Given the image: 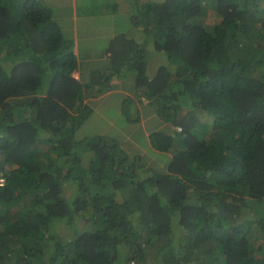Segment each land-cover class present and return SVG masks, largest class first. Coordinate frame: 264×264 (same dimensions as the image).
I'll use <instances>...</instances> for the list:
<instances>
[{"label": "trees", "instance_id": "1", "mask_svg": "<svg viewBox=\"0 0 264 264\" xmlns=\"http://www.w3.org/2000/svg\"><path fill=\"white\" fill-rule=\"evenodd\" d=\"M125 2L141 36L76 78L44 0H0V264H264V0ZM115 88L142 138L78 135Z\"/></svg>", "mask_w": 264, "mask_h": 264}, {"label": "rangeland", "instance_id": "2", "mask_svg": "<svg viewBox=\"0 0 264 264\" xmlns=\"http://www.w3.org/2000/svg\"><path fill=\"white\" fill-rule=\"evenodd\" d=\"M106 1L107 0H76L75 8L78 11L79 17L81 16V13L84 10L83 3H86L87 7L91 9H93V6H95L100 10H102V8H105V12H107V10H111L114 5L107 4L109 1L107 2ZM44 3L54 11V15L56 16L57 21L60 22V25L63 27V34L67 38H70L71 37L70 31L72 30L73 27L72 10L70 6V4H73L72 0H44ZM117 3H119V0H117ZM127 8H128V4H127ZM122 10L120 9V7H118L115 14L107 15L101 18H97V16L94 14L96 12L92 11L94 13L88 19V22L85 23V25H83L79 20L78 24H79L80 46L82 45L86 46L85 49H83L82 47L80 48L81 56H87V53H91L93 56H97L102 53L101 47L105 43L104 36H106L109 31L102 34L100 30L111 29L112 27H114V30H116V32H120V31L124 32L129 37H134L139 35L141 36V30L137 29V26L131 23L130 21L131 18L126 17V14L124 13V10L126 9L124 6H122ZM92 34L95 35L96 37H92L90 39L83 38V36L92 35ZM156 58L159 59L158 57ZM157 59H155V61ZM155 61L153 60V62ZM94 65H96V62L94 63ZM126 81H128V77H123L122 80L115 82L126 85ZM129 82L130 80L128 81V83ZM129 94L132 95L133 93L129 92ZM115 96L117 95H114V97L113 96L107 97L106 101L103 100L99 103L98 107H94L95 108L94 112H92L90 118L83 124L82 128L78 130L79 131L77 133L78 135L89 136V134H93L94 132L95 133L99 132L103 134L107 132L110 135H114V137L118 138L119 140L121 139L131 140L134 138H139V139L142 138L141 133H139L140 132L139 125L135 126L136 128L134 126L132 127L133 128L132 131H134V134L132 133V135L124 130L127 126L130 125L124 122V120L122 119L125 116L124 112L118 115V113L121 111L118 108H116V106H114L116 104L115 101L117 99ZM137 101L138 99L135 101V105L138 106V109H141L142 111L143 116L141 123L144 125L145 130H147L146 132V136H147L150 134L148 128L149 127L154 128V125L157 123L156 120L152 118V115H155V113L152 111L153 106H151L148 102L142 101L145 102V104L142 105L140 103L138 104ZM133 108H134L133 106L128 107V113L132 112ZM96 115L103 117L104 120L99 123ZM258 211L263 212L264 210L258 208ZM80 219H81L80 222L84 227H86L89 224V221L87 219L84 218H80ZM65 233H67V231H65ZM180 233L183 234L184 231L180 230ZM259 235H260V229H257L254 232V237L259 238L260 237ZM153 264H162V263L155 261Z\"/></svg>", "mask_w": 264, "mask_h": 264}, {"label": "crops", "instance_id": "3", "mask_svg": "<svg viewBox=\"0 0 264 264\" xmlns=\"http://www.w3.org/2000/svg\"><path fill=\"white\" fill-rule=\"evenodd\" d=\"M75 1L76 0H72L73 4H70L71 10H72V19H73V27H72V30L70 31L71 37L67 38L65 36L67 39H69L73 42V50L76 53V55L78 56V60H79V64H80V68L77 69L76 71H74L73 75L76 78H80L81 72L86 73V72L97 71V70H100V71L111 70L112 60H111V52H108V50H107L108 44H109L111 38H113L116 34L124 33V32H121V31L116 32V30H114V27H112L111 29L100 30L102 34L109 31L108 34L106 36H104L105 43L101 47L102 53L100 55H97V56H93L91 53H87V56H81L80 48L82 47L83 49H85L86 46L85 45L80 46L79 24L78 23L80 20L81 23L83 25H85V23L88 22V19L91 17V15L94 12L97 13V14L94 13L97 16V18L105 17L107 15H113L117 11L118 7H120V9L122 10V6H123V4H126V2H125L126 0H119V3H117V0H107V1H109L107 4L114 5L113 8L111 10H107V12H105V8H102V10H100V9L96 8L95 6H93V9H91V8L87 7L86 3H83L84 10L81 13L80 17L78 15L77 9L75 8ZM105 3H103V4H105ZM92 11H94V12H92ZM124 13L126 14V17H129V13L127 12V9L124 10ZM54 18L57 21L55 15H54ZM82 20H84V21H82ZM57 23L60 25V22L57 21ZM91 23H92V21H91ZM112 23H113V21H112ZM60 27H61V30L63 31V27L61 25H60ZM92 37H96V36L93 34L83 36V38H88V39H90ZM95 62H96L97 66L94 65ZM152 66H153V59H148V74L149 75H152V73H151ZM118 78H123V75L121 77L116 76L113 81L114 82L118 81ZM122 91H123L122 89L115 88V89L108 91L107 93L103 94L102 96H100V98L101 97H107L113 93L122 92ZM124 91H126V90H124ZM126 93H128V92H126ZM94 99H96V98H94ZM88 102H89V99H88ZM152 117H153V115H152Z\"/></svg>", "mask_w": 264, "mask_h": 264}, {"label": "clouds", "instance_id": "4", "mask_svg": "<svg viewBox=\"0 0 264 264\" xmlns=\"http://www.w3.org/2000/svg\"><path fill=\"white\" fill-rule=\"evenodd\" d=\"M1 180H3V183H1ZM6 180L5 178L1 175L0 177V186H3L5 184Z\"/></svg>", "mask_w": 264, "mask_h": 264}, {"label": "built area", "instance_id": "5", "mask_svg": "<svg viewBox=\"0 0 264 264\" xmlns=\"http://www.w3.org/2000/svg\"><path fill=\"white\" fill-rule=\"evenodd\" d=\"M1 183H3V180H1Z\"/></svg>", "mask_w": 264, "mask_h": 264}]
</instances>
